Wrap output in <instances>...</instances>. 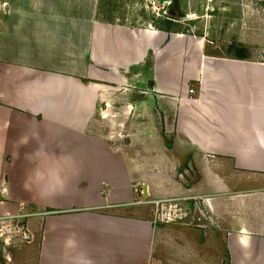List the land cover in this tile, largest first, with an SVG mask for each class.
Instances as JSON below:
<instances>
[{
    "label": "crops",
    "instance_id": "0c3cea01",
    "mask_svg": "<svg viewBox=\"0 0 264 264\" xmlns=\"http://www.w3.org/2000/svg\"><path fill=\"white\" fill-rule=\"evenodd\" d=\"M143 9L0 0V216L42 209L0 264H221V226L227 264H264V58Z\"/></svg>",
    "mask_w": 264,
    "mask_h": 264
},
{
    "label": "rangeland",
    "instance_id": "374dc122",
    "mask_svg": "<svg viewBox=\"0 0 264 264\" xmlns=\"http://www.w3.org/2000/svg\"><path fill=\"white\" fill-rule=\"evenodd\" d=\"M139 1L140 5L144 8L143 10H145L147 20L162 21L160 23L163 25L165 24V18H173L176 21H172L175 24V29L197 35H205L213 40V42L215 41L219 44L224 41L226 43H237L239 40H243L242 43L247 45L248 52H256L264 58V0ZM166 25L168 24L166 23ZM116 92L113 95L111 94L110 97L121 101L123 99L122 95L116 94ZM102 109L106 110L108 108L104 105ZM123 110L124 108L121 107V104L116 103L114 107L109 108L110 112L108 114L118 116L116 120L119 122L124 114ZM156 116V121L159 123L158 125L154 122V126L158 128L156 133L157 142L163 144L168 139V133L166 134L168 131L166 125L167 119L164 112L160 114L159 110L156 111ZM199 214V218L201 219L208 218V214L206 213ZM41 215L42 209L29 205H25L15 212L2 214L0 216L1 252L4 244L8 246V249L17 250L19 246L33 242L37 236L31 222L33 219L41 217ZM190 216L191 213L177 220L175 223L190 227L193 225L196 226V221H193ZM170 223L174 222H164V224ZM29 231L34 234V238L29 237L30 239H28L25 237L26 234L29 235ZM223 232V226H221V264H227L226 242L223 237Z\"/></svg>",
    "mask_w": 264,
    "mask_h": 264
},
{
    "label": "built area",
    "instance_id": "2783aa9c",
    "mask_svg": "<svg viewBox=\"0 0 264 264\" xmlns=\"http://www.w3.org/2000/svg\"><path fill=\"white\" fill-rule=\"evenodd\" d=\"M187 198L183 197H164L157 200H152L156 206V214L159 220L165 222H176L177 220L187 216L190 213V208L185 202ZM148 199H142L141 202H146ZM26 233V232H24ZM26 238H34V234L29 231Z\"/></svg>",
    "mask_w": 264,
    "mask_h": 264
},
{
    "label": "trees",
    "instance_id": "16d2710c",
    "mask_svg": "<svg viewBox=\"0 0 264 264\" xmlns=\"http://www.w3.org/2000/svg\"><path fill=\"white\" fill-rule=\"evenodd\" d=\"M167 23H173V22H172V20H171V19H169V20L167 21Z\"/></svg>",
    "mask_w": 264,
    "mask_h": 264
},
{
    "label": "water",
    "instance_id": "95a60500",
    "mask_svg": "<svg viewBox=\"0 0 264 264\" xmlns=\"http://www.w3.org/2000/svg\"><path fill=\"white\" fill-rule=\"evenodd\" d=\"M147 197V196H146Z\"/></svg>",
    "mask_w": 264,
    "mask_h": 264
}]
</instances>
